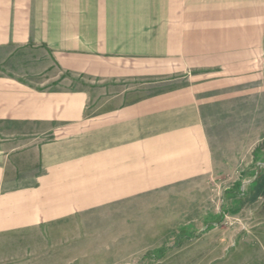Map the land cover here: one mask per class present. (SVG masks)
I'll return each instance as SVG.
<instances>
[{"label": "crops", "instance_id": "0c3cea01", "mask_svg": "<svg viewBox=\"0 0 264 264\" xmlns=\"http://www.w3.org/2000/svg\"><path fill=\"white\" fill-rule=\"evenodd\" d=\"M1 4L0 257L15 236L208 170L207 84L96 105L108 85L78 81L216 73L214 90L249 83L264 61V0Z\"/></svg>", "mask_w": 264, "mask_h": 264}, {"label": "rangeland", "instance_id": "374dc122", "mask_svg": "<svg viewBox=\"0 0 264 264\" xmlns=\"http://www.w3.org/2000/svg\"><path fill=\"white\" fill-rule=\"evenodd\" d=\"M252 73L249 83L214 90L216 73L78 81L92 89L108 85V96L96 94V105L117 94L128 103L207 84L201 115L212 158L208 170L53 231L15 236L0 264H264V61Z\"/></svg>", "mask_w": 264, "mask_h": 264}]
</instances>
